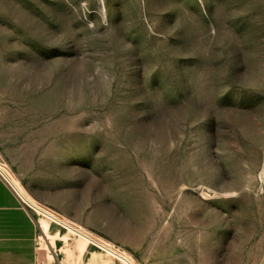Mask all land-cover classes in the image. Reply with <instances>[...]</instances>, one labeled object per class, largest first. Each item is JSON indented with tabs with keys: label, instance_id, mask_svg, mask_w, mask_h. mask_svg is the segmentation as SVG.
Returning a JSON list of instances; mask_svg holds the SVG:
<instances>
[{
	"label": "rangeland",
	"instance_id": "obj_1",
	"mask_svg": "<svg viewBox=\"0 0 264 264\" xmlns=\"http://www.w3.org/2000/svg\"><path fill=\"white\" fill-rule=\"evenodd\" d=\"M0 172L37 264H264V0H0Z\"/></svg>",
	"mask_w": 264,
	"mask_h": 264
},
{
	"label": "crops",
	"instance_id": "obj_2",
	"mask_svg": "<svg viewBox=\"0 0 264 264\" xmlns=\"http://www.w3.org/2000/svg\"><path fill=\"white\" fill-rule=\"evenodd\" d=\"M38 224L0 175V264L38 263Z\"/></svg>",
	"mask_w": 264,
	"mask_h": 264
},
{
	"label": "bare ground",
	"instance_id": "obj_3",
	"mask_svg": "<svg viewBox=\"0 0 264 264\" xmlns=\"http://www.w3.org/2000/svg\"><path fill=\"white\" fill-rule=\"evenodd\" d=\"M43 215H44L43 216L44 218L42 220V227H44V229L47 231L48 230V227H49V224H50V223H48L49 214L46 211H43Z\"/></svg>",
	"mask_w": 264,
	"mask_h": 264
},
{
	"label": "built area",
	"instance_id": "obj_4",
	"mask_svg": "<svg viewBox=\"0 0 264 264\" xmlns=\"http://www.w3.org/2000/svg\"><path fill=\"white\" fill-rule=\"evenodd\" d=\"M0 175L2 176V174H1V172H0ZM3 177V176H2ZM4 178V177H3ZM5 179V178H4ZM6 180V179H5ZM7 181V180H6ZM8 182V184L11 186V188L17 193V191H16V189L12 186V184L9 182V181H7ZM17 195H18V193H17ZM19 196V195H18ZM20 197V196H19Z\"/></svg>",
	"mask_w": 264,
	"mask_h": 264
}]
</instances>
